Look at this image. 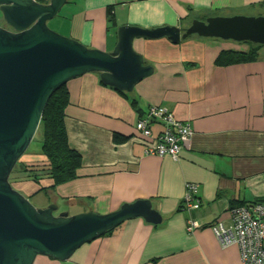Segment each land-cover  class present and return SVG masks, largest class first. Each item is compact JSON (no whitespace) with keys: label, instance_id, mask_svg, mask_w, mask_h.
<instances>
[{"label":"crops","instance_id":"crops-1","mask_svg":"<svg viewBox=\"0 0 264 264\" xmlns=\"http://www.w3.org/2000/svg\"><path fill=\"white\" fill-rule=\"evenodd\" d=\"M258 8L264 0H68L54 30L110 53L120 27L186 29L202 15H256ZM108 9L115 15L112 27ZM134 49L154 74L133 94L104 86L97 74L68 84L66 127L82 167L77 180L46 191L40 208L57 204L58 215H107L150 200L163 222L128 221L69 262L52 264H240L238 247L224 249L208 225L227 220L231 208L264 200V48L256 62L225 68L215 61L235 45L215 40L142 39ZM153 106L193 130L177 159L144 154L136 125ZM151 128L147 140L154 141L173 126L159 120ZM117 136L125 141L117 143ZM189 184L197 186L200 209H183ZM189 221L199 225L191 235Z\"/></svg>","mask_w":264,"mask_h":264},{"label":"water","instance_id":"water-1","mask_svg":"<svg viewBox=\"0 0 264 264\" xmlns=\"http://www.w3.org/2000/svg\"><path fill=\"white\" fill-rule=\"evenodd\" d=\"M68 0H0V264H35L39 257L69 262L75 253L128 221L160 225L163 217L152 201L139 200L100 215L70 216L57 204L35 207L15 191L10 177L27 153L53 95L71 81L97 74L101 83L131 95L154 74L134 49L136 40L168 39L173 44L191 37L264 46V16L210 17L186 29L153 30L120 27L113 52L90 49L49 27Z\"/></svg>","mask_w":264,"mask_h":264},{"label":"trees","instance_id":"trees-1","mask_svg":"<svg viewBox=\"0 0 264 264\" xmlns=\"http://www.w3.org/2000/svg\"><path fill=\"white\" fill-rule=\"evenodd\" d=\"M108 10L109 23L112 27L116 25L115 15L112 12V9ZM263 48L264 46L249 43L236 44V50L222 51L217 57L215 65L217 67L225 68L241 64L254 63L258 60L259 52ZM121 94L125 95V93ZM69 105L70 94L68 85H66L53 95L44 112L42 122L38 130L39 135H41L40 143L42 145V151L38 154V157H41V160L37 161V163L28 164L23 162L21 158L10 177V182L12 185H14L15 182L21 183L24 181H31L37 185H41V182L43 181H51V185L49 187H43L36 193L39 194L45 193L46 191L52 192L59 186L73 182L79 178V170L82 167L83 161L80 153H78L76 150H73L69 144V135L66 127V112ZM115 138L117 143H122L125 141V139H120L118 136ZM263 201L264 200L255 201L252 204H242L234 208H251V206H257L258 203ZM184 206L185 203L183 202V207ZM199 206H201L200 202ZM234 208L230 209L229 214ZM229 214L227 220H218L208 226L212 230L218 222L223 221L226 224H229ZM111 233L112 232L108 233L107 235Z\"/></svg>","mask_w":264,"mask_h":264},{"label":"built area","instance_id":"built-area-1","mask_svg":"<svg viewBox=\"0 0 264 264\" xmlns=\"http://www.w3.org/2000/svg\"><path fill=\"white\" fill-rule=\"evenodd\" d=\"M159 120L171 122L173 129L163 133L154 141L147 140L153 136L152 123ZM136 129L145 139L146 156L169 155L177 159L181 150L192 142L194 136L190 125L172 120L169 111L163 107H151L148 118L139 120ZM196 190L197 186L194 184L187 186L184 203L190 209L199 208V200L194 197ZM229 216V224L221 221L212 229L221 246L224 249L238 247L240 264H264V202L251 208H234ZM190 223L188 232L192 234L199 225Z\"/></svg>","mask_w":264,"mask_h":264},{"label":"rangeland","instance_id":"rangeland-1","mask_svg":"<svg viewBox=\"0 0 264 264\" xmlns=\"http://www.w3.org/2000/svg\"><path fill=\"white\" fill-rule=\"evenodd\" d=\"M43 4L47 3L45 1H39ZM235 13H237L236 11H225L222 14H217L218 16H210V15H202L200 17H197V19L201 18L202 21H205L206 19L210 18V17H232ZM256 14L259 15H263L264 16V8L259 9L258 11L255 12ZM215 15V14H213ZM235 16V15H234ZM246 16V15H245ZM248 17H258L257 15H247ZM196 19V20H197ZM60 21V14L58 15L57 18H55L53 21H51L49 23V27L54 30V25L56 24V22ZM56 32V31H55ZM59 33V32H57ZM60 34V33H59ZM62 35V34H61ZM66 37V36H65ZM228 44H234L236 45V43H228ZM232 46V45H231ZM41 141V135H39V133L36 134V137L34 139V141L32 142L31 146L29 147L28 151H27V155L25 154L22 157V161L26 162L28 164H32V163H37V161L41 160V157H38V154L41 153V148L42 145L40 143ZM30 155V156H29ZM44 185V183L42 184ZM14 190L19 192L21 195H23L25 198L29 199V201L37 208H40L41 204H43L41 201L45 200L47 198V195L45 193H39L36 194L38 192V190L41 188V186L35 184L34 182L31 181H24L21 183H17L15 182L14 185H12ZM264 202V201H263ZM262 203V202H260ZM201 206H199L198 209H200ZM190 209L188 208V206H184L183 209ZM195 209V208H192ZM56 216H58V213H56ZM191 221L188 222V225H190ZM190 223V224H189ZM53 261H51L50 259H46L44 257H39L37 259V261L35 262V264H52Z\"/></svg>","mask_w":264,"mask_h":264},{"label":"bare ground","instance_id":"bare-ground-1","mask_svg":"<svg viewBox=\"0 0 264 264\" xmlns=\"http://www.w3.org/2000/svg\"><path fill=\"white\" fill-rule=\"evenodd\" d=\"M259 9V8H258ZM261 9V8H260ZM246 14H248V13H246ZM258 17H261V16H263V15H259V14H256ZM235 16H245L244 14H239V15H235ZM247 16V15H246ZM232 17H234V16H232ZM256 17V16H255ZM205 40H215V41H217V42H222V43H236L235 41H224V40H221V39H205ZM236 44H241V43H236ZM243 44V43H242ZM250 44V43H249ZM231 45H234V44H231Z\"/></svg>","mask_w":264,"mask_h":264},{"label":"flooded vegetation","instance_id":"flooded-vegetation-1","mask_svg":"<svg viewBox=\"0 0 264 264\" xmlns=\"http://www.w3.org/2000/svg\"><path fill=\"white\" fill-rule=\"evenodd\" d=\"M2 18H3V16L0 13V26L3 27V28H6L7 30H10L11 31V29L6 26V24L4 23V21L2 20ZM199 19H201V18H199Z\"/></svg>","mask_w":264,"mask_h":264}]
</instances>
